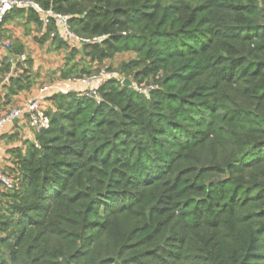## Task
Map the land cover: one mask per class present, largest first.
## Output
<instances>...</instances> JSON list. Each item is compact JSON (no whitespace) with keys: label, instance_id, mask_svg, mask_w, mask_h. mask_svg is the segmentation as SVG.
<instances>
[{"label":"trees","instance_id":"1","mask_svg":"<svg viewBox=\"0 0 264 264\" xmlns=\"http://www.w3.org/2000/svg\"><path fill=\"white\" fill-rule=\"evenodd\" d=\"M33 1L105 37L71 47L13 11L4 25L65 53L53 77L132 54L117 70L135 86L47 98L49 129L5 172L17 187L0 193V264H264V0ZM10 43L7 57L26 54ZM33 67L19 62L0 96L31 90Z\"/></svg>","mask_w":264,"mask_h":264},{"label":"built area","instance_id":"2","mask_svg":"<svg viewBox=\"0 0 264 264\" xmlns=\"http://www.w3.org/2000/svg\"><path fill=\"white\" fill-rule=\"evenodd\" d=\"M15 10L33 12L38 16L41 23V31L46 32L50 24L54 23L57 28L58 36L71 47L81 48L86 44H99L105 37L84 38L75 34L69 24L70 16L60 14L53 9H45L39 3L33 0H0V51H7L11 43L3 33L6 18ZM52 34L51 37H54ZM7 57V56H6ZM10 64V71L5 74L0 82L2 86L9 85L12 79L18 78L21 71L18 68L19 62L26 60L23 54L17 58L7 57ZM116 79L123 84L125 78L119 73L108 72L102 69L99 73L86 78H71L67 80H59L54 84L41 85L37 89V93L23 100L17 107L12 108L8 112L0 115V137L4 134L5 129L16 121L28 119L31 129L36 131L48 130L50 127V118L47 115L46 100L55 94L76 91L82 93L90 99L98 98L100 86L108 81ZM81 88V89H80ZM153 87L141 88L139 91L148 93ZM17 183L0 168V193L7 190H14Z\"/></svg>","mask_w":264,"mask_h":264},{"label":"crops","instance_id":"3","mask_svg":"<svg viewBox=\"0 0 264 264\" xmlns=\"http://www.w3.org/2000/svg\"><path fill=\"white\" fill-rule=\"evenodd\" d=\"M34 30V27H33ZM35 34V30L32 31ZM3 33L5 37L10 41L13 35L18 33L15 31L13 24H6L3 28ZM37 35V32L35 34ZM18 41L26 47V58L27 56V47L26 41L23 38L18 37ZM48 48V50H52L48 55H38L37 58L30 57L34 61L33 70L38 75L37 84L29 91L19 92L17 95L12 96L11 100H7L5 98V94L2 93L0 96V104L9 103L3 109L0 108V115L8 112L14 107H17L23 100L26 98L33 96L37 93V89L41 86L39 85L40 80H45L47 76H49L54 71L58 70L65 58V53L63 51H56V49L52 46V43L47 42L41 48ZM40 48V47H39ZM46 53L47 49L44 50ZM7 56V51H0V64L1 61ZM8 62V60H7ZM23 63V62H22ZM37 66H41L40 71H38ZM22 73V72H21ZM1 79V77H0ZM56 83V82H55ZM54 84V83H52ZM81 89V88H80ZM46 102V106H48ZM34 140V130L30 128L28 119L21 121H16L12 125L8 126L5 129L4 134L0 137V168L3 169L4 172L9 173L16 169L15 163V153L16 150H22L23 152L27 148L26 143L28 141Z\"/></svg>","mask_w":264,"mask_h":264},{"label":"rangeland","instance_id":"4","mask_svg":"<svg viewBox=\"0 0 264 264\" xmlns=\"http://www.w3.org/2000/svg\"><path fill=\"white\" fill-rule=\"evenodd\" d=\"M13 26L15 28V31L18 33V35L15 33L13 35L14 37L10 38L11 39L10 41L11 42L17 41L18 37L19 38H23L26 41V44L28 45V47H27V56L28 57L37 58L38 55H43V54L44 55H48L49 53L52 52V50L50 51L46 47L41 48L40 43H39V39L40 38H37L35 36L36 32L34 34L32 31H29L28 29H26L22 24H19V23H16V22L13 23ZM38 32H37V34H38ZM46 49L48 51L47 53L44 51ZM133 57L134 56H132V54L131 55L130 54L119 55V56L115 57V59L112 60V61H106L101 69H106L108 72L119 73L123 78L131 80L130 78H127V77L123 76L121 74V72L119 70H117V68L119 67L120 63L126 62V61H128L129 59H131ZM94 66L96 67L97 64H95ZM37 69H38V71H40L41 66H37ZM44 79L45 80H40L39 81V85L52 84V83H55V82L59 81L57 78L53 77L52 73L49 76H47L46 78H44ZM150 85H151V82L145 81L139 87L148 88V87H150ZM134 86H135V84H134Z\"/></svg>","mask_w":264,"mask_h":264},{"label":"water","instance_id":"5","mask_svg":"<svg viewBox=\"0 0 264 264\" xmlns=\"http://www.w3.org/2000/svg\"><path fill=\"white\" fill-rule=\"evenodd\" d=\"M123 84L126 85V86H128V87H134V84L129 79H125L124 82H123Z\"/></svg>","mask_w":264,"mask_h":264}]
</instances>
